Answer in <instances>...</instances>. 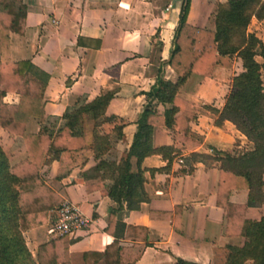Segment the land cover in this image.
Segmentation results:
<instances>
[{
    "label": "crops",
    "instance_id": "obj_1",
    "mask_svg": "<svg viewBox=\"0 0 264 264\" xmlns=\"http://www.w3.org/2000/svg\"><path fill=\"white\" fill-rule=\"evenodd\" d=\"M22 1L26 6L24 30L22 34L9 33V57L12 61L28 60L47 74L43 122L56 129L65 109L110 92L112 97L104 115L126 121L120 136L110 135V155L115 159L124 156L144 106L148 105L159 116L170 107L144 93L154 91L159 79L171 83L177 79L167 58L181 0ZM224 1L189 0L186 22L213 29L216 5ZM247 32L264 46V16L251 17ZM256 57L257 62H262ZM241 70L236 58L231 68L215 67L209 77L190 73L177 87L176 96L195 107V116L188 122L190 131L197 135L193 142L175 140V133L165 126L152 127L151 146H171L175 154L171 152L165 158L155 153L142 158L140 168L147 200L133 210H126L122 204L116 214L124 225L147 228V240L134 264H224L226 247L240 245L242 237L224 235V215L215 206L217 159L224 152H243L251 143L231 122L224 120L215 125L214 115L204 106L220 109L231 77ZM2 99L15 103L17 95L5 93ZM39 125L38 118L29 117L25 132L37 133ZM0 146L11 165L25 157L20 138L2 128ZM193 154L197 157H191ZM96 161L89 155L83 164L59 178L64 191L62 199L73 203L89 218L86 228L65 236L71 259L83 251H101L113 239V234L104 228L108 209L114 202L103 189L86 192L82 183L84 173H89ZM189 166L191 170L187 171ZM57 171L58 161L47 155L39 170L41 177L51 179ZM262 181L264 191V174ZM228 200L246 203L247 190H232ZM51 210L44 224L22 232L32 257L38 244L54 237L48 232ZM263 215V203H248L246 219L256 220ZM131 243L118 239L121 246Z\"/></svg>",
    "mask_w": 264,
    "mask_h": 264
},
{
    "label": "trees",
    "instance_id": "obj_2",
    "mask_svg": "<svg viewBox=\"0 0 264 264\" xmlns=\"http://www.w3.org/2000/svg\"><path fill=\"white\" fill-rule=\"evenodd\" d=\"M188 6L189 0H181L167 58L177 76L175 83L159 79L154 91L144 93L170 107L159 116L145 105L136 120L131 144L124 156L114 162L103 155L110 146V135L120 136L126 121L104 115L112 94L104 92L89 102L65 109L56 129L46 125L42 116L47 74L28 60L12 61L9 57V33H23L26 6L22 0H0V128L18 136L25 150L24 159L11 165L0 146V264H134L147 240V228L124 225L116 214L122 204L126 210H133L147 200L140 168L142 158L155 153L169 158L174 152L171 146L153 148L151 129L165 126L175 133V140L193 142L197 135L190 131L188 122L195 116V107L176 96L177 87L190 73L209 77L215 67L231 68L236 58L242 70L231 77L221 108H204L214 115L215 125L224 120L231 122L251 147L240 153L224 152L217 159L215 206L224 215V235L243 238L240 246L226 247L224 264H242L245 259L250 260L249 264H264V215L256 220L245 218L248 203L264 204V46L247 32L251 17L264 16V0L218 3L213 29L187 23ZM255 56L262 62H257ZM5 93L16 94L17 101L4 102ZM29 117L40 120L37 133L25 132ZM49 154L58 161V171L45 180L39 170ZM89 155L97 161L89 173H84L83 187L86 192L103 189L114 202L104 228L113 234V239L101 251H83L71 259L65 235L53 237L38 244L32 257L22 232L45 223L47 212L64 196L59 184L61 174L83 164ZM190 170L189 166L187 171ZM240 189L247 190V202H230L229 193ZM118 239L132 243L121 246Z\"/></svg>",
    "mask_w": 264,
    "mask_h": 264
},
{
    "label": "built area",
    "instance_id": "obj_3",
    "mask_svg": "<svg viewBox=\"0 0 264 264\" xmlns=\"http://www.w3.org/2000/svg\"><path fill=\"white\" fill-rule=\"evenodd\" d=\"M181 162V159L178 160ZM89 224L86 217L73 203L66 199L50 211L48 232L54 237L67 236L71 233L84 229Z\"/></svg>",
    "mask_w": 264,
    "mask_h": 264
},
{
    "label": "rangeland",
    "instance_id": "obj_4",
    "mask_svg": "<svg viewBox=\"0 0 264 264\" xmlns=\"http://www.w3.org/2000/svg\"><path fill=\"white\" fill-rule=\"evenodd\" d=\"M259 61L261 60V58L259 57V56H257L256 57ZM227 94V93H226ZM224 101V100H223ZM108 155L105 159L107 160V161H114V162H116V161H118L119 160V158L118 159H115L113 156H111L110 154H112V148H111V145L109 146V148H108V150L106 151V153H104V155ZM123 157V156H122ZM121 158V157H120ZM242 242H243V239H242V241L240 242V245L242 244ZM239 245V246H240ZM233 247H238V246H236V245H233ZM250 263V260L249 259H245L243 262H242V264H249Z\"/></svg>",
    "mask_w": 264,
    "mask_h": 264
}]
</instances>
